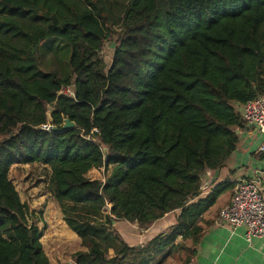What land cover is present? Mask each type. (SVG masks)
I'll list each match as a JSON object with an SVG mask.
<instances>
[{"label":"trees","instance_id":"obj_1","mask_svg":"<svg viewBox=\"0 0 264 264\" xmlns=\"http://www.w3.org/2000/svg\"><path fill=\"white\" fill-rule=\"evenodd\" d=\"M49 43L69 54L62 75L39 69ZM258 97L264 0H0V264H50L39 218L9 179L33 164L50 168L47 191L85 249L75 264H152L180 251L188 262L202 216L236 184L203 193L201 178L237 148L235 105ZM65 119L75 129H43ZM93 169L108 175L91 180ZM169 215L136 246L117 228L148 231Z\"/></svg>","mask_w":264,"mask_h":264},{"label":"crops","instance_id":"obj_2","mask_svg":"<svg viewBox=\"0 0 264 264\" xmlns=\"http://www.w3.org/2000/svg\"><path fill=\"white\" fill-rule=\"evenodd\" d=\"M236 106L241 113L242 107ZM236 134L238 137L237 148L225 166L219 171L207 172L202 176L201 189L203 193L209 192L214 184L225 180L236 183L237 180L254 178L256 172L264 174V153L259 152L264 142V135L258 132L253 125L246 123ZM96 170L93 169L88 173L89 179L99 180L93 178ZM91 175L93 176L91 177ZM232 193L233 191H228L219 197L215 205L202 216L200 225L203 232L198 244L194 247L195 253L190 256L188 262H185L188 254L185 251H180L152 264H264V237L248 242L242 228L233 231L217 221L219 212L229 204ZM172 223H174V216L169 215L148 231L138 230L135 225L125 222L118 223L117 228L123 236H126L127 243L136 246L144 244L158 233L165 231ZM37 226L42 231L43 236L40 242L50 264H56L53 258L60 253L65 257L66 250H71L70 256L76 252L85 251L80 247L81 241L78 236L63 222L59 210L57 212L45 211L41 217L39 216ZM179 241L180 239L177 240V242ZM185 246L190 248L191 243L187 241ZM108 254L113 257V250H109ZM174 255L176 257L172 258ZM180 258L184 260L182 261ZM72 260L69 257L68 261L62 264L74 263Z\"/></svg>","mask_w":264,"mask_h":264},{"label":"rangeland","instance_id":"obj_3","mask_svg":"<svg viewBox=\"0 0 264 264\" xmlns=\"http://www.w3.org/2000/svg\"><path fill=\"white\" fill-rule=\"evenodd\" d=\"M115 8H119L117 4ZM114 14L115 18L120 17V11H114ZM112 28L117 30L116 27ZM114 40L115 38H113V41ZM65 49H61L57 43L47 44L41 51L39 69L44 73L56 71L59 75H62L68 69L67 61L69 54H66ZM112 52L113 48L110 44L104 45L101 51V57L104 59L107 66L110 64ZM236 109L238 110L237 106ZM49 110H51V108H49ZM94 174L95 175H91V177L93 176V178L99 179L98 181H103L108 175L103 169H97ZM49 175L50 168L39 164L14 165L9 172V179L18 192L21 202L28 206L29 211H33L34 214H36V218H39V216L41 217L45 211L57 212V210H59L61 213L59 206L47 191ZM108 212L109 210L106 209L104 214H108ZM33 221H35V219ZM70 253L71 250H66L65 257L61 256L60 253V256L58 255L53 258V261H56V264H62L68 261L69 257L72 259L73 255L70 256ZM175 257L176 255L172 256V258ZM181 260L183 261L184 259Z\"/></svg>","mask_w":264,"mask_h":264},{"label":"built area","instance_id":"obj_4","mask_svg":"<svg viewBox=\"0 0 264 264\" xmlns=\"http://www.w3.org/2000/svg\"><path fill=\"white\" fill-rule=\"evenodd\" d=\"M60 94L72 97L73 91L65 87ZM241 107L242 120L264 135V97L248 101ZM43 129L51 127L47 125ZM259 152L264 153V142ZM217 221L233 231L242 228L248 242L264 237V174L256 172L250 180H237L230 202L219 212Z\"/></svg>","mask_w":264,"mask_h":264},{"label":"water","instance_id":"obj_5","mask_svg":"<svg viewBox=\"0 0 264 264\" xmlns=\"http://www.w3.org/2000/svg\"><path fill=\"white\" fill-rule=\"evenodd\" d=\"M69 129H75V125H74V123L70 122L68 119H65L61 128L53 127V128H51V131H53V132H63L65 130H69ZM106 209H108L110 211L111 207H105L103 209V213L106 212ZM67 264H75V263H67Z\"/></svg>","mask_w":264,"mask_h":264}]
</instances>
